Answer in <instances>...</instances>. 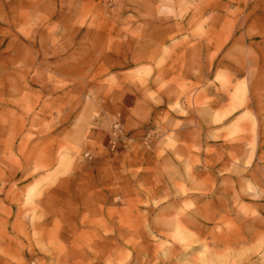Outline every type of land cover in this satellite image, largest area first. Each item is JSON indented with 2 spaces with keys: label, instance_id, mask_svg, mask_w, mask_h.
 Wrapping results in <instances>:
<instances>
[{
  "label": "rangeland",
  "instance_id": "rangeland-1",
  "mask_svg": "<svg viewBox=\"0 0 264 264\" xmlns=\"http://www.w3.org/2000/svg\"><path fill=\"white\" fill-rule=\"evenodd\" d=\"M0 264H264V0H0Z\"/></svg>",
  "mask_w": 264,
  "mask_h": 264
}]
</instances>
